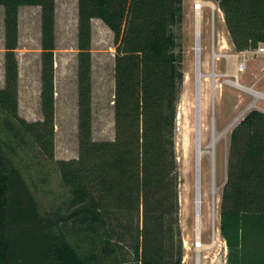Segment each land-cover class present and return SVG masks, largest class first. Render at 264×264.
I'll use <instances>...</instances> for the list:
<instances>
[{
	"label": "trees",
	"instance_id": "16d2710c",
	"mask_svg": "<svg viewBox=\"0 0 264 264\" xmlns=\"http://www.w3.org/2000/svg\"><path fill=\"white\" fill-rule=\"evenodd\" d=\"M214 1L236 52L264 44V0ZM0 6V264H129L121 247L127 240L133 264H180L181 256L173 263L164 260L160 240L176 208L174 135L184 78L178 43L183 0H77L79 154L67 161H55L53 148L55 0H0ZM23 6L40 8L42 120L35 122L18 115L16 50ZM93 19L113 34V141L91 137ZM27 147L56 165L69 193L63 213L58 209L41 216L31 202L22 164L12 158ZM11 184L29 198L26 205L21 201L19 215L37 222L30 234L38 246L25 252L13 250L10 243ZM218 228L227 250L225 264H264V113L258 110L230 134Z\"/></svg>",
	"mask_w": 264,
	"mask_h": 264
},
{
	"label": "rangeland",
	"instance_id": "374dc122",
	"mask_svg": "<svg viewBox=\"0 0 264 264\" xmlns=\"http://www.w3.org/2000/svg\"><path fill=\"white\" fill-rule=\"evenodd\" d=\"M196 1L183 0V19L178 31L184 78L174 135L176 208L167 217V232L160 244L162 256L168 263L181 256L180 264H193L199 253L201 264H225L227 250L218 227L230 134L250 111L264 113V53L255 50L236 52L216 2L201 0V52L197 64L194 52ZM3 16L4 10L0 6V87L4 80ZM54 35V160L67 161L77 159L79 154L77 0H55ZM90 51L91 137L94 141H113L115 49L112 32L98 19L91 21ZM40 54V8L20 7L16 50L18 115L27 122L42 120ZM12 158L13 162L22 164L20 171L39 215L52 214L58 209L63 213L69 193L60 181L54 162L36 148L29 147L17 149V155ZM16 194L20 198L14 199ZM198 194L202 204L197 240L195 212ZM28 199L23 192L17 193L12 184L9 186L10 243L17 252L38 246V240L30 234L37 222L24 220L17 211L21 201L26 205ZM162 206L166 208L168 204L165 202ZM131 224L134 230L136 218ZM131 246L128 240L121 246L129 264L134 263Z\"/></svg>",
	"mask_w": 264,
	"mask_h": 264
},
{
	"label": "bare ground",
	"instance_id": "6f19581e",
	"mask_svg": "<svg viewBox=\"0 0 264 264\" xmlns=\"http://www.w3.org/2000/svg\"><path fill=\"white\" fill-rule=\"evenodd\" d=\"M202 3L198 0L196 2H194V11H195V26H194V37H195V47H194V52H195V61L197 64H199L200 62V19H199V11L202 8ZM198 78H200V74H198ZM238 85V84H237ZM196 87H199V85H197ZM239 87V85L237 86ZM198 89V88H196ZM248 91V90H247ZM232 124H230L229 127H231ZM201 204L202 201L200 199V195L198 194L197 196V201H196V212H195V232H196V239L198 238V233L200 231V216H199V211H201Z\"/></svg>",
	"mask_w": 264,
	"mask_h": 264
},
{
	"label": "built area",
	"instance_id": "2783aa9c",
	"mask_svg": "<svg viewBox=\"0 0 264 264\" xmlns=\"http://www.w3.org/2000/svg\"><path fill=\"white\" fill-rule=\"evenodd\" d=\"M255 52L264 53V44H261L257 49H255ZM197 240H198V238H197ZM194 245H195V248L198 247L197 241L194 242ZM201 259L202 258L200 256V254L198 253L195 257L193 264H201Z\"/></svg>",
	"mask_w": 264,
	"mask_h": 264
},
{
	"label": "crops",
	"instance_id": "0c3cea01",
	"mask_svg": "<svg viewBox=\"0 0 264 264\" xmlns=\"http://www.w3.org/2000/svg\"><path fill=\"white\" fill-rule=\"evenodd\" d=\"M200 2H202L201 0H199ZM207 2V1H206ZM203 3V2H202ZM3 37H4V29H3ZM3 63H4V59H3ZM3 63H2V65H3ZM3 69V68H2ZM3 79H4V71H3ZM2 86L0 87V89H2L3 88V86H4V80H3V82H2V84H1ZM226 253V252H225Z\"/></svg>",
	"mask_w": 264,
	"mask_h": 264
}]
</instances>
